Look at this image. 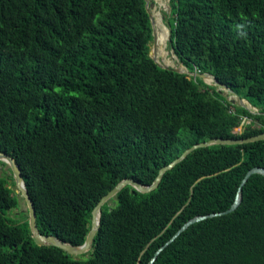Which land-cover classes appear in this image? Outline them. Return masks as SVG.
<instances>
[{
    "label": "trees",
    "instance_id": "obj_1",
    "mask_svg": "<svg viewBox=\"0 0 264 264\" xmlns=\"http://www.w3.org/2000/svg\"><path fill=\"white\" fill-rule=\"evenodd\" d=\"M170 4L169 44L183 65L168 67L208 72L259 112L210 75L214 86L160 67L145 0H0V151L15 157L42 234L81 245L120 180L151 184L195 143L264 132V0ZM243 117L251 122L238 131ZM254 166L264 167V140L197 148L148 193L126 185L102 206L85 259L36 245L28 220L7 215L18 197L0 176V264H148L187 220L229 208ZM240 196L152 264H264V176Z\"/></svg>",
    "mask_w": 264,
    "mask_h": 264
},
{
    "label": "water",
    "instance_id": "obj_2",
    "mask_svg": "<svg viewBox=\"0 0 264 264\" xmlns=\"http://www.w3.org/2000/svg\"><path fill=\"white\" fill-rule=\"evenodd\" d=\"M153 5H154L153 2H151L149 4L148 0H145V7H146V10H147L148 15H149L152 28H153V22L154 21H153L152 13L150 11V7H153ZM152 35H153V40H154V37H155L154 36V29L152 30ZM168 39H170V35H169ZM152 59L160 67L167 68V69H170V70L178 72V73H184V74L192 76L193 78L198 77V78H201L205 81L206 75L212 76L214 78L217 86H218L219 92L222 93L223 91H226L228 93H231L232 95L236 96L240 106L249 110L251 113H254V114L256 113V112L251 111L245 105V103H244L245 99L241 98L237 93H235L228 86L220 83L212 74H210L208 72L201 73L198 71H190L187 68L184 70V69H179L176 67H168V66H164L161 63H159L158 61H156L154 57H152ZM230 101L234 103L235 99H231ZM260 140H264V132L256 134V135H252L249 137H245V138H235V139H232V138H211V139L206 140V141L195 143L192 146L186 148L180 156H178L173 161H171L170 163H168L165 166H163L162 168H160L156 178L154 179V181L151 184H142L133 178H124V179L120 180L109 192H107L105 195H103L99 199L97 204L94 206L92 213H91L90 228H89V231L86 235L85 241L83 242V244L77 245V246L72 245L68 242L62 241L57 236L42 234L39 231V229L37 227V223H36V210L34 207V203H33V200L31 199V197L29 195L27 188H26L25 182L23 180L22 172L16 163L15 157L6 153V152L0 151V161L4 162L6 165L9 166V168L12 172V176L14 178V182H15V186L17 188V192L22 196V198L24 199V201L27 205L28 225H29V229H30V235H31L34 243L36 245H40V246H42V245L56 246V247L62 249L63 251H65L66 253L74 256V255L83 254V253H85L91 249L92 242H93L94 237H95V235L99 229V226H100V214H101L102 206L105 203L109 202V200L112 197H114L126 185H130L133 189H135L136 191H138L140 193H148V192L154 190L158 186L159 181L162 178V176L165 174V172H167L168 170L173 168L177 163H179L181 160H183L190 152H192L193 150H195L197 148L207 147V146H210L213 144H218V145L242 144V143L260 141ZM253 174H261L264 176V167L254 166V167L250 168L245 173L244 177L241 180V183H240L239 189L237 191V194L235 196V199L229 208H227L223 211H219V212H213V213H209V214H205V215H197V216L192 217L189 220H187L173 234V236H171V238H169L161 247L158 248V250L155 252L154 256L148 262V264H152L153 261L155 260L156 256L160 253V251L164 247H166L170 242H172L176 237H178V235L182 231H184L186 228H188L189 225H191L195 222L201 221L203 219H206L208 217L224 215V214H228L230 212H233L238 207V205L240 204V201H241L240 190H241L242 186L248 181V179ZM98 212H99V216H97Z\"/></svg>",
    "mask_w": 264,
    "mask_h": 264
},
{
    "label": "rangeland",
    "instance_id": "obj_3",
    "mask_svg": "<svg viewBox=\"0 0 264 264\" xmlns=\"http://www.w3.org/2000/svg\"><path fill=\"white\" fill-rule=\"evenodd\" d=\"M162 5H160L157 0H148L149 4L151 2H153V7H150V11L151 13H153V10L157 9L160 11L161 15H162V22L167 26V32L164 33L165 38L167 39L166 41V46H165V50L167 52L166 56L163 55H159L157 50H156V46H155V42L152 39L150 42V55L152 57L155 58L156 61H158L159 63H161L163 65V60L164 57L168 58V59H174L177 63L182 64L178 57L176 56V54L174 53L173 49L171 48L170 44H169V39L168 36L170 34L169 29H170V25H169V17H170V13H171V4H170V0H160ZM166 5V7H165ZM165 8V9H164ZM153 15V14H152ZM154 29V26L153 28ZM162 60V61H161ZM183 65V64H182ZM190 77V75H188ZM203 80V79H202ZM204 81V80H203ZM204 83H206L204 81ZM208 84V83H206ZM210 85V84H208ZM210 86H214V85H210ZM217 87V86H215ZM218 89V87H217ZM222 94L228 99H235V104H239L236 96L232 95L231 93H228L226 91H223ZM246 101V100H245ZM245 105L253 112H259V109L257 107H253L249 102L246 101ZM251 122V120L249 118H246V120H241L239 127L237 128L238 131H241V129L245 126H247L249 123ZM0 176L4 177L7 179L8 181V185L9 187H11L17 194L18 197V205L17 207L8 210L7 215L14 221L21 223L25 220H28V210H27V205L24 201V199L22 198V196L17 192V188L15 186V182H14V178L12 176V172L9 168L8 165H2L0 164ZM109 205H113L112 201H109ZM89 254V251L83 253V254H79V255H74V257L79 258V259H85Z\"/></svg>",
    "mask_w": 264,
    "mask_h": 264
},
{
    "label": "bare ground",
    "instance_id": "obj_4",
    "mask_svg": "<svg viewBox=\"0 0 264 264\" xmlns=\"http://www.w3.org/2000/svg\"><path fill=\"white\" fill-rule=\"evenodd\" d=\"M157 2L160 5H162L160 0H157ZM165 7H166V5H165ZM152 14H153L152 16H153V21H154L153 25L156 28V30L158 32V35H159L158 36V54L166 56L167 52L165 50V46H166L167 39L165 38V35H164V33L167 32L166 25L162 22V15H161L159 10H157V9L153 10ZM169 32H170V29H169ZM172 63L177 66V64L175 63L174 59L171 60V59H168V58L164 57V60H163V64L164 65L171 66ZM97 216H99V212H98Z\"/></svg>",
    "mask_w": 264,
    "mask_h": 264
},
{
    "label": "built area",
    "instance_id": "obj_5",
    "mask_svg": "<svg viewBox=\"0 0 264 264\" xmlns=\"http://www.w3.org/2000/svg\"><path fill=\"white\" fill-rule=\"evenodd\" d=\"M247 117H243L242 120H246Z\"/></svg>",
    "mask_w": 264,
    "mask_h": 264
}]
</instances>
